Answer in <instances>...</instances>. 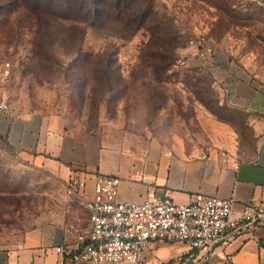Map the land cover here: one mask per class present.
<instances>
[{
  "label": "rangeland",
  "instance_id": "374dc122",
  "mask_svg": "<svg viewBox=\"0 0 264 264\" xmlns=\"http://www.w3.org/2000/svg\"><path fill=\"white\" fill-rule=\"evenodd\" d=\"M156 8L174 18L186 37L177 49L179 63L163 82L139 67L147 40L142 32L131 41H117L80 25L85 29L84 51H105L110 61L99 84L92 65L73 64L72 56L56 49L62 65L47 71L33 61L29 37L8 45L0 32L2 61L11 65L0 87L7 107L18 115H59L73 129L110 131L135 143L182 144L188 150L211 147L222 133L215 121L222 120L239 132L241 150L252 147L255 139L245 117L220 96L208 59L189 60L185 51L194 32L205 31L213 44L232 51L233 60L264 80V5L252 0H157ZM61 194L50 174L0 153V243L20 240L61 204Z\"/></svg>",
  "mask_w": 264,
  "mask_h": 264
},
{
  "label": "crops",
  "instance_id": "0c3cea01",
  "mask_svg": "<svg viewBox=\"0 0 264 264\" xmlns=\"http://www.w3.org/2000/svg\"><path fill=\"white\" fill-rule=\"evenodd\" d=\"M264 5V0H252ZM196 48L185 51L194 59ZM222 45L208 38L207 65L213 71L220 96L243 113L255 141L242 149L240 135L227 122L216 120L222 133L209 148L186 149L182 144L135 143L110 131L86 132L70 128L64 117L37 113L15 114L0 108V153L20 158L50 174L61 188V204L26 232L20 240L0 243V264H74L57 253L74 239L68 227H88V212L66 195L71 176L88 180L100 174L120 180L118 200L141 203L150 194L190 204L201 194L231 199L235 213L264 207V80L245 63H237ZM0 54V87L5 78ZM6 104L0 88V105ZM198 146V145H197ZM264 264V217L236 237L223 238L207 249L189 250L178 241H152L141 264Z\"/></svg>",
  "mask_w": 264,
  "mask_h": 264
},
{
  "label": "built area",
  "instance_id": "2783aa9c",
  "mask_svg": "<svg viewBox=\"0 0 264 264\" xmlns=\"http://www.w3.org/2000/svg\"><path fill=\"white\" fill-rule=\"evenodd\" d=\"M208 38L197 35L188 46L196 48V56L207 57ZM9 62L2 72L9 75ZM1 109L7 105L2 103ZM120 180L96 175L92 186L78 175L65 184L66 195L88 212V227L77 231L68 227L74 239L56 251L74 264H141L152 241H178L189 250L207 249L223 238L236 237L264 217V207H247L235 213L231 199L197 195L190 204H176L169 197L150 194L141 202L118 200ZM195 264V263H193ZM197 264H209L199 260Z\"/></svg>",
  "mask_w": 264,
  "mask_h": 264
},
{
  "label": "trees",
  "instance_id": "16d2710c",
  "mask_svg": "<svg viewBox=\"0 0 264 264\" xmlns=\"http://www.w3.org/2000/svg\"><path fill=\"white\" fill-rule=\"evenodd\" d=\"M156 1L0 0V32L6 34L8 45H20L25 37H29L33 61L47 71L62 65L55 57L56 49L72 56L73 64L92 65L93 80L97 84L110 61L105 51H84L85 29L80 25L117 41H131L142 32L147 40L141 47L139 67L150 70L156 82H163L167 72L179 63L177 49L184 45L186 37L175 25L174 18L157 10ZM67 22L75 24L68 25ZM197 35L208 38L205 31L194 32L192 38Z\"/></svg>",
  "mask_w": 264,
  "mask_h": 264
}]
</instances>
